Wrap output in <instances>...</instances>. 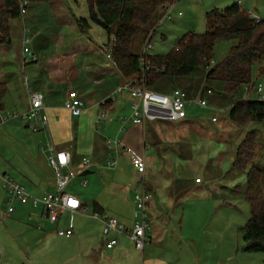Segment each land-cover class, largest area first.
Listing matches in <instances>:
<instances>
[{"label": "rangeland", "instance_id": "1", "mask_svg": "<svg viewBox=\"0 0 264 264\" xmlns=\"http://www.w3.org/2000/svg\"><path fill=\"white\" fill-rule=\"evenodd\" d=\"M53 1L57 0L42 2L44 5L41 6V12L38 10V6H29L27 9L30 20L38 12L37 18L41 21L35 20V22L42 25L44 31L54 35H57L59 31H67L69 35L74 36L75 32L70 23L61 24L52 15L53 13L58 14L61 9L64 13V8L61 6L65 4L68 14L72 17L73 15L77 17L89 16V6L86 0H59L52 4ZM235 1L237 0H177L172 11L173 19L163 17L164 19L161 20V16L157 17L162 10L160 9L154 21V23L160 24L152 36L151 42L154 47L150 48L149 52L165 54L174 48L177 39L183 34L191 31L204 32L206 30V11L216 6L224 8ZM238 1L253 16L258 14V17L264 18V0ZM45 3L47 4L45 5ZM179 12L182 14L179 15ZM31 25L28 20L25 22L20 17L13 19L11 21L13 43L5 48L8 51L4 56L0 55V76L5 73L2 80L7 82L9 88L3 115L10 113L21 115L29 110V79L31 83L33 75L39 72L46 75L47 73L41 69V65L51 57L59 60L61 53L66 51L65 42L69 37L63 43L52 41L49 46L43 49L40 61L28 64L25 68L23 66L22 37L19 39V34L21 33L23 36L24 30ZM78 33L83 35L86 47L89 44H92V48L104 46L108 38L106 30L95 22L92 23L88 33H83L80 30ZM141 33L138 35L141 36ZM236 41V37L218 40L214 48L215 60H222ZM133 49L134 51L137 49L136 42H134ZM92 54H86L84 57V66L89 71L94 70L96 65L90 62ZM261 66H264V56L255 64L252 72V82L256 85L261 84L262 92L256 91V93L252 88L247 90L246 87H243L238 93L239 96L242 94L247 97L252 92L255 98L264 100V71L261 70ZM54 88L52 87V89ZM55 90H58L57 87ZM82 90L87 97H90L100 91V88L97 82L92 81L88 87ZM70 91H75V89L72 88ZM238 94L234 96L238 97ZM53 99L60 100L61 95L53 94ZM102 100L98 102L99 106ZM126 104L130 106L129 101ZM215 104L221 109L215 110ZM226 104V102H223V105L209 102L208 106L196 105L188 108L191 117L201 121L204 125L200 126V129L190 130L189 134L186 132L189 135L187 140L192 145L193 157L190 156L186 159L190 163L184 159L179 162L184 164L188 175L192 173L194 179L195 175H200V178L203 177L204 183L201 188H196L194 192L193 189L190 191L186 204L181 205L176 215L170 220L171 230L164 237L163 245L159 248L160 254L166 255L174 264H198L195 262V256L198 254L201 257L209 258L203 264H264V251H244L242 248L244 244L242 227L251 214L249 202L245 197L247 170L245 172L237 171V178L231 177L236 147L248 132L254 133L257 140L254 160L264 166V122L249 119L245 124H240L228 117ZM115 111H117L116 108L111 109L104 122L90 129V132L105 135L103 124L111 117V113L115 114ZM214 114H217L221 119L217 120L219 122L212 120ZM3 115L0 117V174L13 177L18 183L25 185L32 195L39 194L36 189L34 190V184L38 185V188L41 187L42 195L47 190H55L54 169L48 164L42 150L47 147L49 141L48 131L33 129L29 124L33 121L32 118L25 119L15 116L4 119ZM124 115H131V112L121 113L119 117ZM120 118H118L116 131L108 135L111 139L122 137ZM226 121H228L227 125ZM170 122L179 125L184 123V121ZM223 127L228 129L226 137L230 139L229 142L224 139ZM80 131L85 134L86 138H91L90 133L83 128ZM74 136H76L75 132ZM228 149L231 151L227 152ZM207 168L210 169L209 174H207ZM94 170L82 177L76 174L68 186V191L80 196L87 207L86 212L73 214L76 230L73 235L68 237L59 235L57 231L47 233L44 227L39 228L36 223L29 221L28 212L39 211L32 208L30 203L23 204L17 200L14 203L15 210L8 213L9 189L0 179V264H81L78 256L82 245L90 244L98 238L100 233L101 238H107L103 233L102 221L94 215L96 213L94 201L105 204L107 209L105 213L116 216V213L110 209V206L115 203L113 202L115 201L114 183L111 185L107 175L96 171L97 168ZM85 179L89 181L87 185L82 184V180ZM136 211L137 207L135 213ZM68 217H70L69 213L64 214L63 222H66ZM166 221L169 223V220ZM182 233L183 236H181ZM188 242H190V247ZM135 252L132 251L129 254L136 255ZM137 254L140 262H132L133 264H142V253L137 252Z\"/></svg>", "mask_w": 264, "mask_h": 264}, {"label": "crops", "instance_id": "2", "mask_svg": "<svg viewBox=\"0 0 264 264\" xmlns=\"http://www.w3.org/2000/svg\"><path fill=\"white\" fill-rule=\"evenodd\" d=\"M57 2H59V0L53 1L52 4ZM46 4L47 3H45V5ZM42 5H44V3L41 2L31 6H38V10L41 12ZM61 7L64 8V13L61 9L58 14L53 13L52 17L61 24L70 23L72 29L75 32L74 36L69 35L67 31H59L57 32V35L51 34V32L47 33L42 28V25H38L35 22V20L41 21L37 18L39 15L38 12L35 14L36 17L34 16L33 19L30 20V14H28L29 10L27 9L21 17V20H24L25 22L28 20L29 23L32 24L31 26H28L29 28L24 30L23 36H21V33L19 34V39L22 37V49L24 54L23 66L25 68L28 64H32V61H40V55L43 49L49 46V43L52 41L63 43L65 39L69 37L68 41L65 42L66 51L61 53L60 59L57 60L54 57H51L47 62L41 65V69H44L47 74L44 75L43 72L34 74L31 83L29 79L28 93L30 90L44 93L45 106L42 111L49 118V134L56 143L57 147L67 149L71 152V166L75 169L77 175L82 177L89 172L95 171L94 169L97 168L96 171H99L100 173L103 172L109 177L108 181H110L111 185L114 183L113 187L115 188V192L113 194L115 196V201L113 202L115 203L110 206V209L116 213V217L121 222L130 227L134 224V214L136 210V175L134 167L131 163L130 155L126 152L119 153L118 163L115 166L108 165L109 147L107 139L110 138L108 135L114 133L118 128V118H120L119 115L121 113L130 112L132 114L134 98L127 92L117 93L115 99L112 101L109 100L111 109L114 110L116 108L117 111H115V114L113 115L111 113V117L108 118L103 124L102 128L105 135L96 132H90V129L95 128L96 117L100 112V106L98 105V102L101 99H109V96L114 91V89L124 83L128 78L123 76L117 69L112 57L108 56L109 51H107L105 46H99L95 48H92V44L87 45V47L85 46L83 35L78 33L79 28L76 22L77 16L73 15L72 17L69 15L65 4H63ZM164 14L165 10L162 9L157 17L161 16L162 20ZM179 15H181L180 12ZM159 24L160 23L153 22V25L150 27H154L153 29H156L157 31ZM53 35L54 37H52ZM26 37L29 39L28 44L31 55L24 52ZM13 39L12 27L11 43H13ZM143 39L144 32L141 33V36L138 35L136 37V52H143ZM10 45L11 44H1L0 55L4 56L8 51V49L5 48ZM86 54H92V61L90 62L97 65H95L94 70L92 71L87 70L86 66H84V57ZM4 76L5 73L0 76V81L6 82L2 80ZM92 81H95V83L97 82L100 91H97L94 96L87 97L84 94V90L82 89L88 87ZM52 87L55 88L52 89ZM56 87L58 90H55ZM72 88L78 91L84 101V109L82 114L79 116L72 115L71 112L64 106L65 100L68 97V93ZM254 91L256 92V89ZM53 94H60L61 99H53ZM127 101L130 102V106L126 104ZM215 106L218 107H215V110L221 109L216 104ZM28 107H30V101ZM3 113V110L0 111V117L3 115ZM214 116L218 115L214 114ZM218 119L219 121L221 120L219 116L217 120ZM104 120L105 118L101 124L104 122ZM170 121H184V123H186H183L184 125H179L178 123H173ZM227 122L228 121H226V125ZM202 125L204 124H202L201 121L192 118L188 111L186 118L182 120H146L145 122L141 123L129 122L127 128L124 131H120L123 132L122 137L117 138L122 139L124 144H127L140 155L144 156L147 162L146 179L152 194L148 213L152 224V229L148 233V240L144 249L137 248L133 240L124 234L118 235L119 243L117 245L112 248H107L106 237L101 238L100 233V237L98 236V238L94 239L90 244L84 243L82 245L80 254L78 256L80 257L79 262L81 264H133L132 261L138 263L140 262V258L138 257L137 252L140 254L142 253V264H174L169 258H167L166 255L160 254L159 248H161V245H163L164 237L171 230L170 220L173 219L174 215H176V212L180 209V206L186 204L190 191L193 189L194 192L196 188H201L203 186V177L201 178V181H197L196 179L201 176L195 175L194 179L193 174L191 173V175H188L186 173L187 169L183 166L184 164L179 162L181 159L186 160L190 156L193 157L192 145L187 140V136H189L188 134L190 130L195 128L200 129V126ZM81 128L90 133L91 138H86L85 134L80 131ZM223 130L225 135L224 139L226 142H229L230 139L226 137L228 129L223 127ZM74 132L76 136H74ZM221 137L223 136L221 135ZM230 151L231 150L229 149L227 150V152ZM44 156L48 161L47 156ZM85 157H91L92 165L87 170L82 171L81 163ZM186 162L190 163L189 160H186ZM48 164H50L49 161ZM209 171L210 169L207 168V174H209ZM231 172V177H238L236 174L237 171L234 170L233 167ZM34 186V190L36 189L37 193H39L37 195H42L40 193L42 190L41 187L38 188V185L36 184H34ZM193 192H191V194H193ZM100 204L103 206L104 213L107 212L105 204ZM32 208L34 207L32 206ZM34 209L39 211L34 213L28 212L29 221L36 223L38 226L41 225L45 228L47 233L57 231L59 227L67 226L70 220V217H68L66 222H63L62 219L58 223H51L45 216L41 214L40 209ZM68 213L70 214V212ZM166 220H169V223ZM114 234L115 233L112 235ZM181 236H183V233ZM188 245L190 247V242H188ZM133 247L134 249L132 250ZM196 250L198 249L196 248ZM132 251H136V255L129 254L132 253ZM249 256L252 257L253 255ZM208 260L209 258L201 257L200 254L195 256V262L198 264H203Z\"/></svg>", "mask_w": 264, "mask_h": 264}, {"label": "trees", "instance_id": "3", "mask_svg": "<svg viewBox=\"0 0 264 264\" xmlns=\"http://www.w3.org/2000/svg\"><path fill=\"white\" fill-rule=\"evenodd\" d=\"M46 1L49 0H27L25 8L27 10L33 4ZM176 1L86 0L89 16L77 17L76 22L83 33H88L93 22L106 30L108 38L104 46L111 51L120 73L135 85H145L165 94L180 88L188 96L206 98L208 104L217 102L223 105L226 102L228 117L240 124H245L249 119L264 122V100L255 98L252 92L247 97L238 94L243 87L247 90L252 88L253 92L256 89L252 72L255 64L264 56V18L253 16L240 1L224 8L216 6L207 10L206 30L183 34L174 48L165 54H155L149 50L142 53L134 51L137 35L144 32L145 42L149 33L156 31L150 26L157 12ZM22 8V0H0V45L11 44V21L23 16ZM231 37L237 38L236 43L222 60L216 61V42ZM28 41L26 37L24 47L30 49ZM261 70L264 71V66H261ZM7 92L8 84L0 81V111L5 109ZM237 94L238 97L234 96ZM196 105L199 104L191 107ZM256 143L254 133H246L237 145L233 159L234 170H247L245 197L251 214L242 227L244 251H264V167L254 160ZM146 189L151 192L147 179ZM94 210L104 213L103 206L97 201H94Z\"/></svg>", "mask_w": 264, "mask_h": 264}, {"label": "built area", "instance_id": "4", "mask_svg": "<svg viewBox=\"0 0 264 264\" xmlns=\"http://www.w3.org/2000/svg\"><path fill=\"white\" fill-rule=\"evenodd\" d=\"M27 0H22V13L26 12ZM175 3H169L165 6V14L163 17L172 19L173 8ZM180 14H182L180 12ZM256 17V16H255ZM258 17V16H257ZM164 19V18H163ZM154 34L149 33L144 43L143 52H147L154 45L151 42ZM24 52L31 55L30 49L24 47ZM108 56L112 57L111 51ZM256 91L261 93L263 88L259 84ZM129 93L133 98V112L131 115H124L120 118V130L124 131L129 122L141 123L146 120H181L187 116V109L189 106L199 104L207 106L206 98L200 96H188L183 89L176 88L171 94H165L156 90L150 89L145 85H135L132 80H126L121 85L117 86L114 93L109 96V99H103L100 104V112L96 117V125L101 124L104 118L107 117L111 111L109 100L115 99L117 93ZM211 93V90H208ZM30 108L23 114L10 113L3 115L4 119L21 116L25 119L32 118L29 122L33 129H45L49 134V118L43 113L42 109L45 106V95L39 91H29ZM72 115L79 116L84 109V101L78 91H70L64 103ZM217 121V117H213ZM109 147V166H115L118 163V155L120 152H126L130 155L131 163L136 172V187H135V201L137 211L135 213L136 220L134 225L129 228L122 223L116 216L107 213H95V217L100 219L103 223V233L107 236L106 247L112 248L118 242V235L124 234L132 239L139 249H144L148 233L152 229V224L147 218L149 203L152 198L151 192L146 189V173L147 162L144 156L140 155L132 147L124 144L122 139H107ZM43 153L47 156L51 167L54 169L55 176V190L47 191L43 195H32L25 185L18 183L13 177L0 174V179L3 184L8 187L9 194L7 196L8 213L15 210L14 203L19 200L23 204L30 203L34 208H38L41 214L45 216L51 223H58L63 219L64 214L70 212V220L65 227H59L57 232L59 235L71 236L74 234L73 214L75 212L84 213L87 210L80 196L68 191V186L72 178L76 176L77 172L71 166L72 154L69 150L57 147L56 143L49 134V141L47 147L43 148ZM92 165L91 157H85L81 163L82 171L87 170ZM197 181H201L198 177ZM88 183V179L82 181L83 185ZM42 228L41 225L38 226ZM115 233L114 235H112Z\"/></svg>", "mask_w": 264, "mask_h": 264}]
</instances>
